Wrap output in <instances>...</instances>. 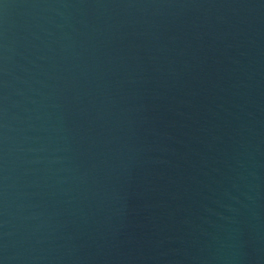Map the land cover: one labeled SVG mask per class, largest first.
<instances>
[{
	"label": "water",
	"instance_id": "obj_1",
	"mask_svg": "<svg viewBox=\"0 0 264 264\" xmlns=\"http://www.w3.org/2000/svg\"><path fill=\"white\" fill-rule=\"evenodd\" d=\"M0 264H264V0H0Z\"/></svg>",
	"mask_w": 264,
	"mask_h": 264
}]
</instances>
